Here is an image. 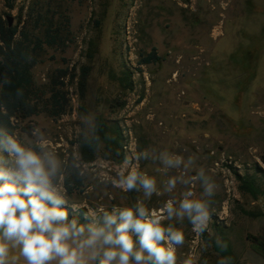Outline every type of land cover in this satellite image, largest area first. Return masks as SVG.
Wrapping results in <instances>:
<instances>
[{
  "label": "rangeland",
  "instance_id": "obj_1",
  "mask_svg": "<svg viewBox=\"0 0 264 264\" xmlns=\"http://www.w3.org/2000/svg\"><path fill=\"white\" fill-rule=\"evenodd\" d=\"M9 16L31 38L45 39L48 28L60 30L65 46H45L43 62L32 71L45 107L57 70H77L74 82L67 78L61 87L68 99L65 113L32 116L15 132L35 140L32 130L40 129L67 161L63 187L66 176L78 173L81 186L72 193L66 188L69 197L84 211L135 203L142 191L125 194L108 182L126 156L135 164V154L145 149L157 155L168 149L185 160L195 154L186 178L202 165L218 190L203 234L193 232L186 217L165 222L185 232L178 264H217L222 257H231L229 264H264V0H0V18ZM154 49L161 60L143 63ZM82 67L90 69L84 90ZM98 116L110 133L117 129L123 149L114 152L102 143L95 161L84 163L79 141L93 135ZM138 163L157 176L161 189L183 171V165L157 171L163 167L158 160ZM237 174L256 177L262 194L242 192ZM186 188L178 181L172 193L153 194L148 206L179 199ZM193 191L202 192L199 182ZM218 228L229 241V256L218 250Z\"/></svg>",
  "mask_w": 264,
  "mask_h": 264
},
{
  "label": "clouds",
  "instance_id": "obj_2",
  "mask_svg": "<svg viewBox=\"0 0 264 264\" xmlns=\"http://www.w3.org/2000/svg\"><path fill=\"white\" fill-rule=\"evenodd\" d=\"M84 123L91 125L87 118ZM32 136L36 139L0 127V264H178L177 249L185 243V232L165 222L186 217L193 232L209 229L218 184L202 165L186 178L196 165L195 154L185 160L168 149L158 155L145 149L135 154V164L126 156L108 182L125 194L142 191L143 197L123 206L113 204L110 210L84 211L62 186L67 161L49 147L39 128ZM141 159L158 160L163 167L157 171L181 165L183 171L165 180L161 189L156 175L141 170ZM72 166L79 167L75 162ZM178 181L187 186L179 199H166L158 208L148 206L153 194L172 193ZM197 182L202 188L199 195L193 191ZM217 244L227 249L219 237ZM230 260L222 257L217 264ZM183 264L194 261L185 259Z\"/></svg>",
  "mask_w": 264,
  "mask_h": 264
},
{
  "label": "trees",
  "instance_id": "obj_3",
  "mask_svg": "<svg viewBox=\"0 0 264 264\" xmlns=\"http://www.w3.org/2000/svg\"><path fill=\"white\" fill-rule=\"evenodd\" d=\"M8 3L12 0H6ZM11 8H13L11 6ZM21 23V22H20ZM60 30L48 28L46 38H31L29 32L20 30L19 26H9L8 21L0 18V127L6 128L10 133H15L20 124L43 112L56 117L65 113L68 106L67 94L61 87L65 86V79L69 78L74 82L77 78L76 67L69 70L59 69L56 76L51 79L53 90L48 98L49 108L44 106L43 97L45 93L36 85L33 76V68L42 63L40 54L45 46L60 47L65 46ZM161 57L154 49L143 59V63H157ZM90 73L89 67H82L79 76V83L84 90ZM126 80V79H125ZM128 89L132 88V82H128ZM110 133L106 120L98 116L91 137L83 138L79 141L80 153L84 163H92L98 153L102 143L111 148L114 152L123 149V138L117 129ZM241 182L242 192H246L253 197L262 194L257 185L256 177L252 175H238ZM81 186L78 173H72L65 178V186L70 193L73 186ZM218 232L223 236V242L227 244V249L218 248L223 254L229 256L230 245L225 238L223 231L218 228ZM264 245V244H263ZM263 248L259 247V250ZM264 250V249H263Z\"/></svg>",
  "mask_w": 264,
  "mask_h": 264
},
{
  "label": "water",
  "instance_id": "obj_4",
  "mask_svg": "<svg viewBox=\"0 0 264 264\" xmlns=\"http://www.w3.org/2000/svg\"><path fill=\"white\" fill-rule=\"evenodd\" d=\"M8 22H9V26L12 27L13 26V22H14V17L9 16L8 17Z\"/></svg>",
  "mask_w": 264,
  "mask_h": 264
}]
</instances>
